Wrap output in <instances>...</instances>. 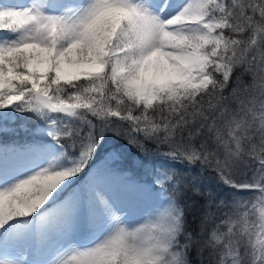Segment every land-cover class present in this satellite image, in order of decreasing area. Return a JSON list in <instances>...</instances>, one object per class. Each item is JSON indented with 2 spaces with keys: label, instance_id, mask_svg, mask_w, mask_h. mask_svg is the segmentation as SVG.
<instances>
[{
  "label": "snow or ice",
  "instance_id": "snow-or-ice-1",
  "mask_svg": "<svg viewBox=\"0 0 264 264\" xmlns=\"http://www.w3.org/2000/svg\"><path fill=\"white\" fill-rule=\"evenodd\" d=\"M0 264H264V0H0Z\"/></svg>",
  "mask_w": 264,
  "mask_h": 264
}]
</instances>
